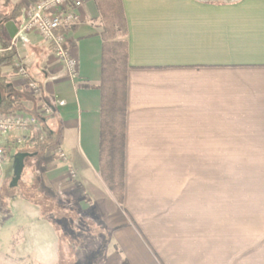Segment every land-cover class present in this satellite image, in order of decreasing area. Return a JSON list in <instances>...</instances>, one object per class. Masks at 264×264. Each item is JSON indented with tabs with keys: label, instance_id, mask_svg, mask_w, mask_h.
<instances>
[{
	"label": "crops",
	"instance_id": "1",
	"mask_svg": "<svg viewBox=\"0 0 264 264\" xmlns=\"http://www.w3.org/2000/svg\"><path fill=\"white\" fill-rule=\"evenodd\" d=\"M37 1L0 0L1 15L19 13L0 31V46L11 49L1 59L13 54L0 63V111L34 115L46 103L42 121L53 135L50 147L30 145L35 157L23 188L35 195L8 185L16 194L2 202L0 264H264V0H122L123 203L101 174L104 39L96 0L75 10L78 24L67 31L76 80L48 42L20 33ZM27 80L40 84L39 97ZM56 217L92 229L63 237ZM86 247L101 254H82Z\"/></svg>",
	"mask_w": 264,
	"mask_h": 264
},
{
	"label": "trees",
	"instance_id": "2",
	"mask_svg": "<svg viewBox=\"0 0 264 264\" xmlns=\"http://www.w3.org/2000/svg\"><path fill=\"white\" fill-rule=\"evenodd\" d=\"M101 14L103 27L102 36L103 59L101 105V174L119 203L125 197V133L127 115L128 80V33L127 21L124 14L122 0H96ZM19 13L11 15L0 14V31L5 21L16 18ZM3 48H8L2 45ZM11 51V49H10ZM6 52L0 55V63H12V53L9 58L1 59ZM0 83H2L0 81ZM4 101V99H3ZM43 139L40 134L29 139V147L33 145L35 151L52 146L53 135L43 124ZM31 150L28 149L27 152Z\"/></svg>",
	"mask_w": 264,
	"mask_h": 264
},
{
	"label": "built area",
	"instance_id": "3",
	"mask_svg": "<svg viewBox=\"0 0 264 264\" xmlns=\"http://www.w3.org/2000/svg\"><path fill=\"white\" fill-rule=\"evenodd\" d=\"M84 2L85 0H38L27 9L25 22L20 29V33H35L48 42L56 57L65 64L67 73L73 80L79 76V63L69 52L67 31L78 24L75 10L82 7ZM7 49L0 46V55ZM16 67L18 73L27 79L28 72L24 64L18 61ZM27 87L34 97L42 94V88L37 81L27 80ZM50 110L44 103L40 112L34 115L17 110L0 111V171L4 168L10 145H29L31 136L38 134L43 139L42 118ZM59 155L66 159L65 153L59 152ZM70 175L75 177V172L71 171Z\"/></svg>",
	"mask_w": 264,
	"mask_h": 264
},
{
	"label": "rangeland",
	"instance_id": "4",
	"mask_svg": "<svg viewBox=\"0 0 264 264\" xmlns=\"http://www.w3.org/2000/svg\"><path fill=\"white\" fill-rule=\"evenodd\" d=\"M32 147H29V145L27 144H15V145H11L10 147H8V154L6 156V161L4 164V168L2 171H0V232H2L3 235H5V230H2L1 228L5 226V222L7 220V213H5V210L3 209V205L2 202L7 201V198L9 196H14L16 194V192H14L11 188L9 190L8 185L11 182L12 176H13V164H14V157L17 153L21 152V151H28V149L31 150ZM35 156H29L25 159V166H24V170L21 176V180L19 181L18 184V190L21 191V193H23V191L25 192L26 190H24L23 186L25 185V181H26V174L27 171L31 168V162L33 161ZM27 183H35V180H27ZM16 189V190H17ZM26 195L29 194H34L35 192H25ZM33 196V195H32ZM59 219V217L55 219L54 223H55V228H56V232H58L61 236L64 237V235H68L69 233H74V232H80L83 233L86 230H90L92 229V227L89 225V223H85L82 220L80 222H76V219H73V221L71 222H65V221H61L59 220V222H57V220ZM57 222V223H56ZM57 224V225H56ZM5 239L2 238L0 239V262L5 261L4 259H6V245H5ZM86 250L89 253H92L93 251H96L94 255L95 259L98 258V256L101 254L100 250H96L95 248H90V247H86L84 248L82 251V254L86 253ZM82 256V255H81ZM79 257V259H81L82 257ZM68 262H70L69 260L64 261L62 264H68Z\"/></svg>",
	"mask_w": 264,
	"mask_h": 264
},
{
	"label": "water",
	"instance_id": "5",
	"mask_svg": "<svg viewBox=\"0 0 264 264\" xmlns=\"http://www.w3.org/2000/svg\"><path fill=\"white\" fill-rule=\"evenodd\" d=\"M1 96H0V103H1ZM34 153L21 151L17 153L14 157V164H13V176L10 182V187L18 186L19 180L21 179L24 166H25V159L29 156H33Z\"/></svg>",
	"mask_w": 264,
	"mask_h": 264
}]
</instances>
